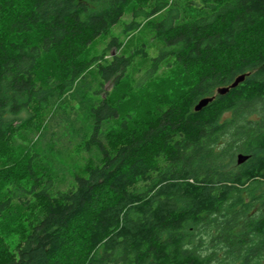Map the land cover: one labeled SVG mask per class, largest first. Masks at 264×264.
<instances>
[{
	"label": "trees",
	"instance_id": "obj_1",
	"mask_svg": "<svg viewBox=\"0 0 264 264\" xmlns=\"http://www.w3.org/2000/svg\"><path fill=\"white\" fill-rule=\"evenodd\" d=\"M128 11L129 30L161 41L153 70L184 74L166 107L125 108L133 60L118 36L93 50ZM69 101L92 161L63 187L34 152L10 174L0 164V264H264V0H0V152L53 132L40 119Z\"/></svg>",
	"mask_w": 264,
	"mask_h": 264
},
{
	"label": "rangeland",
	"instance_id": "obj_2",
	"mask_svg": "<svg viewBox=\"0 0 264 264\" xmlns=\"http://www.w3.org/2000/svg\"><path fill=\"white\" fill-rule=\"evenodd\" d=\"M132 18H134L132 12H126L122 20L112 27L109 36L97 38L93 50H95V53L101 54L106 49L111 35L118 36L122 42L126 43L123 50L132 57L133 61L127 70L126 80L123 84L133 86V97H125L124 105L130 111L141 113L144 107L147 110H152L157 106L166 107L170 100L179 96L182 91L181 88L186 86V81L184 74L180 70L172 68L167 62L160 63L158 69H156L157 71L153 70L150 58L159 54L161 41L155 37L149 25H145L137 31L132 32V30H129L128 23ZM136 18L139 22L145 21L144 15ZM111 52H116L115 47L108 50V55ZM143 52L147 54V57H143ZM108 55L105 58H108ZM146 79H149V81H146ZM139 83L144 86L143 89L138 90L139 87L136 86ZM111 87H113L112 81L104 85L106 90ZM145 95H147L146 99ZM161 98H164V101L159 103ZM64 104L66 105V113L55 111L49 119L47 115L42 117L38 124V126L42 125L43 129L48 127H50V130L54 129L53 132L43 138L42 135L35 132L37 129H27L16 135V143L10 148L12 152L8 154L0 152V164L4 166L6 173H9V168L14 169L15 166L18 167L21 162H24L31 152H34L33 156H35L34 170H41L39 162H46V169L51 170L54 185L59 187L67 185L73 174L84 172L85 167L90 164L92 158L79 150L80 139L76 137L79 135L74 133L73 128L79 124L82 125V121H86V115L83 110L78 111L74 108V102L69 101V103ZM53 116L54 118L51 119ZM77 116L78 119L73 124L68 123L69 119H76ZM25 227L23 225V228ZM22 236V231L17 230L7 236L5 242L10 250H16L17 246L21 244Z\"/></svg>",
	"mask_w": 264,
	"mask_h": 264
},
{
	"label": "water",
	"instance_id": "obj_3",
	"mask_svg": "<svg viewBox=\"0 0 264 264\" xmlns=\"http://www.w3.org/2000/svg\"><path fill=\"white\" fill-rule=\"evenodd\" d=\"M246 77V74H240L238 76L235 77L234 81L232 83H230L229 85L227 86H220L217 88V93L219 94H225L227 93L230 89L238 86V84H240L241 82L244 81ZM214 99V96H205L203 98H201L194 106V109L196 111H200L202 110L209 102H211L212 100ZM248 158V155L246 154H243V153H239L237 155V162L240 164V163H243L245 160H247Z\"/></svg>",
	"mask_w": 264,
	"mask_h": 264
},
{
	"label": "flooded vegetation",
	"instance_id": "obj_4",
	"mask_svg": "<svg viewBox=\"0 0 264 264\" xmlns=\"http://www.w3.org/2000/svg\"><path fill=\"white\" fill-rule=\"evenodd\" d=\"M238 163V162H237ZM239 164V163H238Z\"/></svg>",
	"mask_w": 264,
	"mask_h": 264
}]
</instances>
